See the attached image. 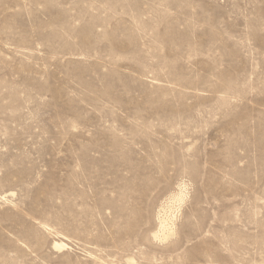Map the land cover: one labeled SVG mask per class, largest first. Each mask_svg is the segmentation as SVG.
<instances>
[{
  "label": "rangeland",
  "instance_id": "obj_1",
  "mask_svg": "<svg viewBox=\"0 0 264 264\" xmlns=\"http://www.w3.org/2000/svg\"><path fill=\"white\" fill-rule=\"evenodd\" d=\"M0 264H264V0H0Z\"/></svg>",
  "mask_w": 264,
  "mask_h": 264
},
{
  "label": "bare ground",
  "instance_id": "obj_2",
  "mask_svg": "<svg viewBox=\"0 0 264 264\" xmlns=\"http://www.w3.org/2000/svg\"><path fill=\"white\" fill-rule=\"evenodd\" d=\"M187 197V192L184 191L183 186L179 191L172 194L167 200V203L161 207L158 212L159 228L155 232V237L161 240H166L176 233L175 220L177 218V211ZM179 206V208H178ZM176 208V209H175ZM67 244L63 241L56 242V247L63 248Z\"/></svg>",
  "mask_w": 264,
  "mask_h": 264
}]
</instances>
